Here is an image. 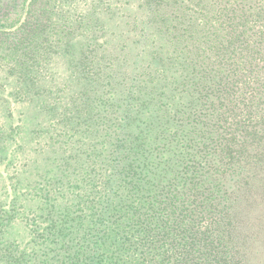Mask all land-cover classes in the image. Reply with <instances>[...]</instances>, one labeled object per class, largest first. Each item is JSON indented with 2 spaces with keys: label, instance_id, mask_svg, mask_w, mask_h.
<instances>
[{
  "label": "trees",
  "instance_id": "16d2710c",
  "mask_svg": "<svg viewBox=\"0 0 264 264\" xmlns=\"http://www.w3.org/2000/svg\"><path fill=\"white\" fill-rule=\"evenodd\" d=\"M0 264H264V0H0Z\"/></svg>",
  "mask_w": 264,
  "mask_h": 264
}]
</instances>
